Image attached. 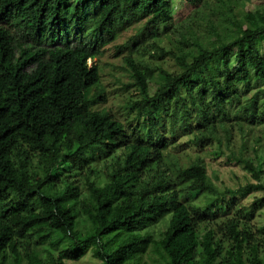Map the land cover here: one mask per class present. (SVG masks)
Listing matches in <instances>:
<instances>
[{"label":"trees","instance_id":"1","mask_svg":"<svg viewBox=\"0 0 264 264\" xmlns=\"http://www.w3.org/2000/svg\"><path fill=\"white\" fill-rule=\"evenodd\" d=\"M221 1L223 35L189 25L167 48L172 0H0V264H264V156L245 151L264 126V8ZM132 27L121 118L89 60ZM215 146L255 182L220 185L200 153Z\"/></svg>","mask_w":264,"mask_h":264},{"label":"rangeland","instance_id":"2","mask_svg":"<svg viewBox=\"0 0 264 264\" xmlns=\"http://www.w3.org/2000/svg\"><path fill=\"white\" fill-rule=\"evenodd\" d=\"M172 1L175 7L173 21L175 28L161 38V43L165 47L175 48L178 45V40L181 39V35L183 33H188L189 25H192V29L199 37L211 35L212 39H217L218 36L223 35L226 31L227 28L225 24L220 22L223 17L219 12L220 9H222L221 0H201L196 5L189 4L184 0ZM232 4L235 12L240 13V16L243 14L241 12L264 8V0H233ZM209 22H214L218 25L217 34L212 31ZM233 27L234 26L231 25V28ZM134 31L135 27L125 30L115 42L107 46L104 55L99 60L96 58L89 60V63L100 62L103 72V82L106 87L105 105L121 118H124V109L122 108L124 95L128 92V89L124 88V83L131 81L128 72L124 68L123 62V56L129 53L128 48L125 46V41ZM145 59L152 65H172V62L168 60V58L158 59L157 57H152L150 54H147ZM220 63L221 61L219 59H215L213 65ZM255 133L259 136V141L254 143L252 138L248 139L245 149L246 155L254 158H256L257 155L264 156V126L259 127ZM234 140L235 150L239 153L241 138L236 136ZM197 149L198 148H189L185 151L195 154L197 153ZM214 151L217 152L216 146L213 150L210 149L200 153L201 157L206 161L209 172L218 176L217 181L220 185L236 188L248 182H255L251 174L245 170L242 165L234 160L228 159L227 154L229 150H226L227 153L225 155H218ZM262 193V191L252 192L245 200L249 201L253 195H260ZM254 222L258 224L264 223V207L258 212ZM162 228V224L159 226L157 225L155 229L156 233ZM69 264H98V260L93 256L92 251L89 250L80 260L69 262Z\"/></svg>","mask_w":264,"mask_h":264}]
</instances>
